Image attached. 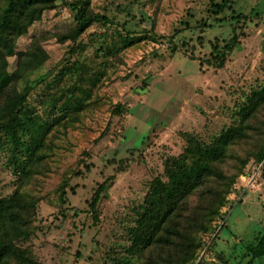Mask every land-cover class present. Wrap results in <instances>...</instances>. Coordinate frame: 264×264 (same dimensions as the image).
Masks as SVG:
<instances>
[{"label":"rangeland","instance_id":"374dc122","mask_svg":"<svg viewBox=\"0 0 264 264\" xmlns=\"http://www.w3.org/2000/svg\"><path fill=\"white\" fill-rule=\"evenodd\" d=\"M74 1L46 11L7 59L13 75L18 53L33 44L45 51L44 64L14 87L42 121L84 106L66 135L54 127L56 155L24 188L39 201L27 247L41 264H105L124 256L149 185L184 152L183 134L209 144L239 122L249 94L264 85V0H227L231 8L219 15L211 8L224 0H89L112 23L93 25L76 43L61 41L75 26ZM241 15L249 18L234 33L233 17ZM234 36L238 48L217 68V51ZM250 122L256 130L236 148L243 161L231 162L238 168L222 192L225 203L191 264H264V239H256L264 232V161L256 156L264 108ZM17 179L3 154L0 198L15 191ZM108 180L95 222L90 202Z\"/></svg>","mask_w":264,"mask_h":264},{"label":"trees","instance_id":"16d2710c","mask_svg":"<svg viewBox=\"0 0 264 264\" xmlns=\"http://www.w3.org/2000/svg\"><path fill=\"white\" fill-rule=\"evenodd\" d=\"M59 0H0V159L7 154L8 163L18 176V186L8 197L0 198V264H41L27 243L34 235L38 199L24 188L42 173L43 163L55 154L49 134L54 127L66 135L80 122L82 104L52 123L42 121L35 110L17 96L14 87L26 72L44 64L47 55L39 44L19 54V70L8 73L7 59L15 55L18 38L40 21L43 14L56 8ZM231 8L229 1L214 4L211 12L219 15ZM75 26L61 37L74 43L93 25L111 24L106 14L90 9L89 0L69 3ZM245 15L233 17L236 25L246 22ZM237 36L223 51H217V68L224 67L227 58L238 48ZM264 108V85L253 90L239 111V122L214 138L209 144L197 137L183 134L184 152L171 158L166 175L154 179L144 198L133 227L129 229L130 244L122 257H108L105 264H191L208 233L219 217L223 191L231 172L243 159L237 147L249 144L250 132L255 131L251 119ZM54 136V135H53ZM253 154H256L253 153ZM264 161V144L256 154ZM110 181L99 186L90 202V212L99 221L98 206L108 196ZM252 264V263H251Z\"/></svg>","mask_w":264,"mask_h":264},{"label":"crops","instance_id":"0c3cea01","mask_svg":"<svg viewBox=\"0 0 264 264\" xmlns=\"http://www.w3.org/2000/svg\"><path fill=\"white\" fill-rule=\"evenodd\" d=\"M249 193H247V195H248ZM247 195L245 196L246 198H247ZM245 197H244V200H243V202L242 203H244L245 202ZM256 239L258 240V241H261V240H263L264 239V232L263 233H259L258 235H257V237H256ZM264 243V242H263ZM248 247V246H247ZM261 248H264V247H261ZM248 251V250H247ZM242 255V254H241ZM252 262L250 261H248V263L247 264H251Z\"/></svg>","mask_w":264,"mask_h":264},{"label":"built area","instance_id":"2783aa9c","mask_svg":"<svg viewBox=\"0 0 264 264\" xmlns=\"http://www.w3.org/2000/svg\"><path fill=\"white\" fill-rule=\"evenodd\" d=\"M261 167H263V165ZM258 171L260 172V169H258Z\"/></svg>","mask_w":264,"mask_h":264}]
</instances>
